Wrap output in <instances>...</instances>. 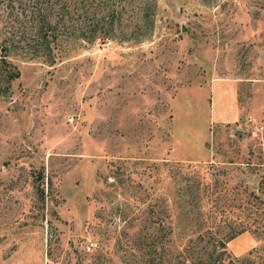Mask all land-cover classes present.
<instances>
[{
    "label": "rangeland",
    "instance_id": "obj_1",
    "mask_svg": "<svg viewBox=\"0 0 264 264\" xmlns=\"http://www.w3.org/2000/svg\"><path fill=\"white\" fill-rule=\"evenodd\" d=\"M155 1L48 53L0 0V264H264V0Z\"/></svg>",
    "mask_w": 264,
    "mask_h": 264
},
{
    "label": "trees",
    "instance_id": "obj_2",
    "mask_svg": "<svg viewBox=\"0 0 264 264\" xmlns=\"http://www.w3.org/2000/svg\"><path fill=\"white\" fill-rule=\"evenodd\" d=\"M35 5L23 10L22 16L30 18L29 32L21 31L24 36L28 34L27 44L38 50L44 47L49 53L59 47L61 42L69 34L85 39L89 42L97 37L103 38L110 36L114 30V24L121 23V9L113 6V0H34ZM42 2V3H41ZM59 2V7L55 8ZM156 1L151 0V6H155ZM75 13V14H74ZM147 16V14H142ZM137 23H134V27ZM19 41L23 42L21 39ZM2 65H6L5 55L7 47H3ZM52 53V52H51ZM49 63H54L53 55H50ZM19 76L18 71H7L9 82ZM42 178V176H41ZM39 195L44 197L43 190L40 189Z\"/></svg>",
    "mask_w": 264,
    "mask_h": 264
},
{
    "label": "built area",
    "instance_id": "obj_3",
    "mask_svg": "<svg viewBox=\"0 0 264 264\" xmlns=\"http://www.w3.org/2000/svg\"><path fill=\"white\" fill-rule=\"evenodd\" d=\"M85 247H86V249H87L88 251H91L92 249L95 248V243H94L93 241H88V242L86 243Z\"/></svg>",
    "mask_w": 264,
    "mask_h": 264
}]
</instances>
